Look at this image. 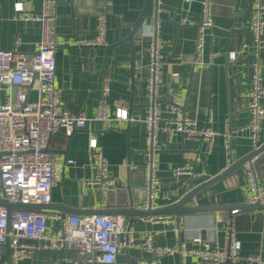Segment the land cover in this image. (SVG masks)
<instances>
[{
  "label": "crops",
  "instance_id": "crops-1",
  "mask_svg": "<svg viewBox=\"0 0 264 264\" xmlns=\"http://www.w3.org/2000/svg\"><path fill=\"white\" fill-rule=\"evenodd\" d=\"M167 7L166 18L161 21L162 88L165 101L163 118L172 119L175 114L171 105L177 106L186 116L196 120L202 130L216 132L212 144L201 138H189L175 133L171 138L159 133L160 151L157 154V176L160 185L155 194V209L175 203L171 199L176 182L174 170L190 166L202 177L192 180L194 188L227 170L254 151L248 131L227 133L246 128L250 123V90L253 66H261L264 84V37L257 46L251 30L253 0H211L213 27L208 31L205 48L207 66H195L198 28L203 20V0H160ZM17 0H5L0 5V47L31 55L41 39V24L15 20ZM264 2V0H263ZM146 0H57L56 86L61 92L62 104L74 113L84 112L90 119L86 129L72 134L60 132L50 141L49 152L58 158L62 177L53 188V204L81 210H106L128 203L127 181L135 188V204L147 198L144 190L146 164V128L150 96L147 86L150 57L148 53L152 37L149 30L155 20L148 18L141 34H137L133 47L123 42L131 33L129 27L139 17ZM26 14L42 13V0H27ZM106 21L105 46H87L84 41L94 40L99 33L100 18ZM71 36H75L71 38ZM20 45H16V41ZM67 42L75 48L66 47ZM236 55L228 64L225 55ZM212 64L213 71L208 70ZM177 74V76H175ZM110 80L111 94L108 102L114 111L121 107L132 118L130 138L126 133L128 122H119L115 128L105 129L95 120L102 101L105 79ZM37 84L27 89L26 99L38 100ZM6 94L0 93V102ZM264 106V98L262 100ZM70 137L71 139L69 140ZM97 138L99 149L109 161L108 178L116 185L103 187L96 180L99 171L90 139ZM264 144V121L261 130ZM129 148L132 150V170L129 175ZM74 161L75 164L70 162ZM255 170V169H254ZM264 184V161L260 168ZM256 172V171H255ZM189 179L187 177H183ZM179 181V184L182 180ZM111 192V196L109 194ZM251 175L246 165L232 172L219 182L199 193L193 202L198 207L231 206L250 204ZM47 215L48 232L58 237L62 222L55 211ZM80 216V215H67ZM66 216V217H67ZM87 215L80 217H88ZM124 217V216H123ZM125 218L128 228L130 219ZM233 225L232 240L240 243L239 255L243 259L253 256L264 258V210L239 211L230 219L227 210L204 211L184 215L178 223L171 217L135 218L131 227L133 238L142 246H128L129 258L118 256L117 264H149L154 256L143 246L152 236L156 247L177 250L173 255L160 258L159 264H211L195 256L185 255L181 245L198 248L193 241L200 238L215 248L228 249L226 237ZM22 243L38 244L36 239L24 238ZM8 253L5 252L4 257ZM72 248L64 256H75ZM59 252L36 250L32 258L19 264H56Z\"/></svg>",
  "mask_w": 264,
  "mask_h": 264
},
{
  "label": "built area",
  "instance_id": "built-area-1",
  "mask_svg": "<svg viewBox=\"0 0 264 264\" xmlns=\"http://www.w3.org/2000/svg\"><path fill=\"white\" fill-rule=\"evenodd\" d=\"M27 0H17L15 4V20L38 22L41 24V39L36 44L33 54L27 55L14 50L0 47V93L6 94V101L0 102V201L10 203L45 205L52 201L53 188L62 177L58 158L48 151L54 134L65 132L72 134L86 129L90 119L84 112L74 113L62 104L61 92L56 86V51L58 47L57 34V0H42L40 15L26 14L24 3ZM160 4L161 1L159 0ZM203 20L198 28L196 41L195 66L204 68L205 48L208 31L213 27L211 0H203ZM160 10L158 11V14ZM1 21V17H0ZM161 21H155L149 35L152 41L148 47L150 64L148 68L147 86L150 105L146 128V164L145 188L146 200L141 204L144 210L155 209L154 201L160 181L157 176V154L160 151L159 133H166L170 138L175 133H181L189 138H204L210 145L216 132L201 129L196 120L186 116L177 106H169L175 114L174 118L165 120L163 111L165 101L161 95L163 59L161 40L159 39ZM251 30L257 46L264 37V2L253 0ZM20 45V41H16ZM87 46H105L106 21L100 18L98 36L91 41H84ZM232 60L236 55L232 54ZM177 76V74L175 75ZM37 84L38 100L30 103L26 99L27 89ZM111 94L110 80L107 78L102 87V101L97 110L95 120L105 129L115 128L119 122L132 121L126 109L121 107L112 110L108 102ZM250 123L246 128L227 133L229 140L235 133L248 131L254 150L261 146V130L264 121V84L261 66H253L252 88L250 90ZM90 148L96 160L99 171L97 183L103 187L116 185V181L108 178L109 161L99 149L97 138L90 139ZM75 164L74 161L70 162ZM251 175V192L248 203H259L264 206V184L260 185L252 163L246 164ZM177 181L196 179L202 174L195 173L190 166L174 170ZM237 213V211H233ZM62 222L58 237L53 238L48 232L47 215L45 213L13 211L8 214L7 208L0 205V263L4 256V246L9 237L14 248L13 264L32 258L36 250L65 251L73 249L75 256H64L62 264H117L120 251L128 246H142L133 238L131 229L125 226L123 216L95 215L88 217L67 216ZM157 220V217H151ZM161 219V218H160ZM9 223L11 225L8 230ZM232 234L226 237L228 251L215 248L204 243L200 238L193 242L198 248H190L183 244L181 251L185 255L195 256L211 264H224L228 258L233 264H264V258L253 256L243 259L239 255L240 243L232 240ZM264 241V231L262 233ZM36 239L38 244L22 243V239ZM154 256L149 264H159L160 258L173 255L177 250L169 247H156L150 236L143 245Z\"/></svg>",
  "mask_w": 264,
  "mask_h": 264
},
{
  "label": "water",
  "instance_id": "water-1",
  "mask_svg": "<svg viewBox=\"0 0 264 264\" xmlns=\"http://www.w3.org/2000/svg\"><path fill=\"white\" fill-rule=\"evenodd\" d=\"M5 0H0V5ZM160 10V13L158 14V11ZM166 10L167 7L164 4H160L159 0H146L145 6L143 9L139 12L138 19L131 24L129 27L131 28L130 35L120 42L119 44H116V46L120 45L123 42H129L131 46L133 47V41L135 36L137 34H141L144 26L146 25L147 19L152 18L155 21H163L166 18ZM75 36H71V38H74ZM264 46V44H263ZM66 47L69 48H75L76 46H71L68 42L66 44ZM226 61L228 64L234 63L235 60L231 61L230 55H225ZM208 70L210 72L213 71L212 64L209 66ZM131 118V114H129ZM133 121L128 122V127L126 129V133L128 134V138H130V127L132 126ZM186 136V135H185ZM69 140L71 139L68 137ZM202 140H205L204 138H201ZM49 151V148H48ZM147 153V151H146ZM131 154L132 150L129 148V162H128V171L129 175L132 170V161H131ZM264 161V144H261V146L254 150L252 153L247 155L246 157L242 158L241 160L237 161L236 163L231 164V166L219 174L218 176H215L214 178H211L210 180L194 187H192V180L193 179H185L182 180L179 184V181L176 180L175 183H173L174 191L171 193L170 198L171 199H178L175 203L165 206L163 208L153 209V210H144L139 208L137 204H135L134 196H135V188L133 187L131 181H127L126 183V191L129 194V201L127 204L121 207H107L106 210H81V209H74L67 206H61L59 204H45V205H34V204H21V203H10L7 200H1L0 205L7 208L9 217L10 214L13 211H23V212H36V213H42L45 211H55L58 213V216L61 217V219H65L67 215H80V216H87V215H113V216H124L130 219L128 229H131L133 225V221L135 218H150V217H159V218H167L171 217L175 219L178 223L180 222L181 218L186 214H193V213H199L204 211H219V210H227L230 215V219L233 220V216L235 213L233 211H244L249 209H259L264 210V206L256 203V204H239V205H231V206H217V207H198L193 205L195 197L201 193L203 190L208 188L209 186L214 185L215 183L219 182L232 172L236 171L240 167L252 163L254 166V169L256 171L257 177L262 178L260 168L263 166ZM144 190L145 184H144ZM111 196V192H109L108 196ZM11 225L9 223L8 230L10 231ZM233 225L230 226V233H233L232 230ZM14 248H12L10 244L9 237L6 240L5 246H4V255L5 252L8 253L7 257L2 258L0 264H13L12 255L14 253ZM228 256L231 255V247L228 246ZM64 251L59 252V259L56 264H62L61 259ZM121 256H125L129 258V249L128 247L122 248L120 251ZM210 263V262H207ZM224 264H233L231 260L228 258V260Z\"/></svg>",
  "mask_w": 264,
  "mask_h": 264
}]
</instances>
